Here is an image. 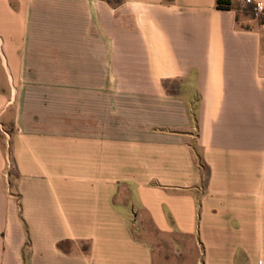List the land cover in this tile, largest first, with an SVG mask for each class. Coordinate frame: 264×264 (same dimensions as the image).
<instances>
[{"label":"crops","instance_id":"crops-1","mask_svg":"<svg viewBox=\"0 0 264 264\" xmlns=\"http://www.w3.org/2000/svg\"><path fill=\"white\" fill-rule=\"evenodd\" d=\"M247 8L0 0V264H155L148 227L201 264H264V22Z\"/></svg>","mask_w":264,"mask_h":264},{"label":"rangeland","instance_id":"rangeland-1","mask_svg":"<svg viewBox=\"0 0 264 264\" xmlns=\"http://www.w3.org/2000/svg\"><path fill=\"white\" fill-rule=\"evenodd\" d=\"M3 129L0 130V143L2 144L7 143V140L4 141L5 133L11 137L14 134V127L12 128V125H7L6 128ZM8 152L9 154H11L10 147L8 148ZM9 164L10 169L8 168V174L16 175L15 168L13 166V161L11 158ZM12 181L14 183L15 177L12 178ZM130 217L133 218V215H130ZM147 230L148 231L143 232L142 237L148 238V240L153 239L152 242H154V248L155 246L156 248H158V251L155 248V264H201L198 259V254L196 250L193 249L194 245L191 239L178 235L172 237L162 236L150 227H148Z\"/></svg>","mask_w":264,"mask_h":264},{"label":"built area","instance_id":"built-area-1","mask_svg":"<svg viewBox=\"0 0 264 264\" xmlns=\"http://www.w3.org/2000/svg\"><path fill=\"white\" fill-rule=\"evenodd\" d=\"M244 3L251 8V14L261 22H264V2L258 0H244Z\"/></svg>","mask_w":264,"mask_h":264},{"label":"trees","instance_id":"trees-1","mask_svg":"<svg viewBox=\"0 0 264 264\" xmlns=\"http://www.w3.org/2000/svg\"><path fill=\"white\" fill-rule=\"evenodd\" d=\"M108 1L112 2V3L117 2V0H108ZM217 7H218V9H221V10H230L232 8V0H217ZM245 11H246V13H251V8H249V9L247 8ZM192 115H193L195 123H197V117H196L197 111L194 110ZM194 151H196L195 147H194ZM196 154H197V152H196ZM197 158H198V162H199L201 168L204 169V165L202 164L201 159H200L198 154H197Z\"/></svg>","mask_w":264,"mask_h":264}]
</instances>
